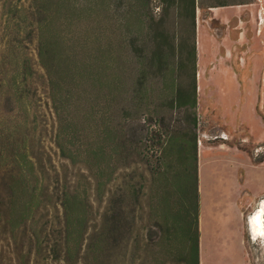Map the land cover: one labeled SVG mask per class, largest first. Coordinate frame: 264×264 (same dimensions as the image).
I'll return each instance as SVG.
<instances>
[{"label": "rangeland", "instance_id": "374dc122", "mask_svg": "<svg viewBox=\"0 0 264 264\" xmlns=\"http://www.w3.org/2000/svg\"><path fill=\"white\" fill-rule=\"evenodd\" d=\"M111 1L97 11L98 21L91 32L87 30L88 43L83 51L89 57L95 56L92 37L97 33L102 43L110 41L112 45L106 48L113 49L114 45L113 64L124 76L123 88L116 90L118 97L105 106L98 105L92 96L100 94L96 88L87 87L80 93L89 94V100L77 99L71 107L72 150L76 157L73 163L59 156L53 142L56 123L46 103L36 39H27L29 27L23 21L22 6L27 2L0 0V46L9 40L14 43L8 59L0 60V132L17 130L18 140L25 136L26 144L45 162L50 157L53 166H47L46 172L51 186L60 188L65 182L72 188L86 186L93 198L95 173L79 161L84 158L80 151L94 135V120L87 115L82 121L80 115L84 103L97 104L105 120L119 124L127 110V122L134 135L147 126L163 133V141L158 144L157 133L149 137V144L154 142L159 150L169 148L176 136L190 137L194 131L201 202L200 249L201 234L204 237L201 264H264V235L251 236L246 230V222L250 219L252 229L254 213L260 210L264 223V0H196L194 17L189 0H169L166 5L152 0L145 14L147 28L139 30V13L135 9L133 31L124 50L118 45L121 33L124 35V28L118 26L121 1ZM113 28L115 33L111 32ZM122 54L119 62L115 60ZM25 56L30 58L34 75L25 94L17 100L9 92L11 78H19ZM141 61L145 62L143 68L139 66ZM193 81L196 107L174 103L177 94H191ZM142 83L149 92L146 99L139 101ZM119 94H128L131 101L126 102ZM192 112L195 128L191 125ZM101 113L95 115L96 119ZM135 141L143 143L136 137ZM6 144V136H0V147ZM236 148L241 151H234ZM154 154L152 158L156 160ZM7 155L9 159L13 156L11 152ZM129 164L128 168L117 169L113 175L116 179L106 189H120L129 179L149 193L151 166L140 161L137 151ZM97 209L101 204L95 201V216ZM40 216L48 241L61 238L59 223L57 219L53 221L51 212L41 210Z\"/></svg>", "mask_w": 264, "mask_h": 264}, {"label": "trees", "instance_id": "16d2710c", "mask_svg": "<svg viewBox=\"0 0 264 264\" xmlns=\"http://www.w3.org/2000/svg\"><path fill=\"white\" fill-rule=\"evenodd\" d=\"M23 21L29 30L27 39H36L38 63L43 73L48 109L56 123L54 145L62 159L76 162L72 150L71 107L77 99L88 102L87 87L100 94L92 95L98 105L114 101L115 91L123 88V74L113 64V49L101 42V34L92 37L96 45L94 57L83 49L88 43L87 30L97 23V11L111 0H23ZM118 26L124 35L118 38L124 50L133 31L132 17L137 9L138 28L145 29L146 12L152 0H120ZM161 3L169 0H160ZM194 17L196 0H189ZM223 5V4H220ZM146 14V15H145ZM28 29V28H27ZM111 32L115 33L113 28ZM133 37V36H132ZM122 45V46H121ZM13 41L0 46V60L8 59ZM195 58V47H192ZM123 57L116 55L118 62ZM144 61L139 64L143 68ZM143 72V71H142ZM141 72V73H142ZM29 57L21 63L19 78H11V96L21 98L28 81L33 77ZM149 89L141 84L139 101L146 99ZM130 102L128 94H119ZM173 102V101H172ZM174 103L196 107L194 81L191 94H177ZM82 121L90 116L94 123L93 138L86 142L80 154L84 163L96 176V191L91 198L89 187H74L64 183L51 186L47 162L25 142L18 140L17 130L4 129L7 144L0 147V264H200L198 190V149L193 131L190 137L176 136L169 148L149 144V137L157 133V144L162 132L148 126L137 135L132 132L129 112L125 110L122 124L105 120L97 104L84 103ZM101 115L96 119L95 115ZM192 128L196 126L192 112ZM83 130V128H82ZM135 137L143 143L136 144ZM148 141V142H147ZM137 151L140 161L149 167L152 177L149 193H144L136 182L127 179L122 187L108 188L120 166L128 168L130 157ZM11 152L9 159L7 153ZM156 160H154L153 153ZM143 177V174H141ZM57 182V179H56ZM143 187V186H142ZM101 204L95 216L93 203ZM144 204V205H143ZM41 210L51 212L59 223L61 238L48 241L43 234ZM138 213V215L136 214ZM46 246H44V240ZM45 251V253H43Z\"/></svg>", "mask_w": 264, "mask_h": 264}, {"label": "bare ground", "instance_id": "6f19581e", "mask_svg": "<svg viewBox=\"0 0 264 264\" xmlns=\"http://www.w3.org/2000/svg\"><path fill=\"white\" fill-rule=\"evenodd\" d=\"M199 152H200V158H201L202 157L201 149L199 150ZM260 211H263V210H260ZM260 211L256 212V214L254 213V217L252 216L253 218H252V223H251L253 233L258 234V236L259 234H261V236L264 235V223H263V218L261 217ZM203 264H205L204 261H203Z\"/></svg>", "mask_w": 264, "mask_h": 264}, {"label": "crops", "instance_id": "0c3cea01", "mask_svg": "<svg viewBox=\"0 0 264 264\" xmlns=\"http://www.w3.org/2000/svg\"><path fill=\"white\" fill-rule=\"evenodd\" d=\"M225 147H227V146H225ZM231 150V149H230ZM234 151H236V152H239V151H241V150H239L238 148H236V150H234ZM199 179V178H198ZM198 183H199V180H198ZM263 200V199H262ZM261 200V201H262ZM200 206H201V202H200ZM259 208V207H258ZM257 208V209H258ZM240 212H241V210H240ZM256 212V211H255ZM253 215V214H252ZM251 215V216H252ZM262 215H264V212H263V214ZM250 216V217H251ZM246 230H248V232L250 233V235L251 236H254V234H253V232H252V229H251V225H250V219H249V221L248 222H246ZM201 249H200V264H201V262H202V246H203V244H204V241H203V239H204V237H203V234H201Z\"/></svg>", "mask_w": 264, "mask_h": 264}]
</instances>
